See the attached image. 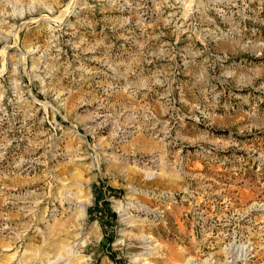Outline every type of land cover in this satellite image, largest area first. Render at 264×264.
I'll return each mask as SVG.
<instances>
[{
    "label": "rangeland",
    "instance_id": "374dc122",
    "mask_svg": "<svg viewBox=\"0 0 264 264\" xmlns=\"http://www.w3.org/2000/svg\"><path fill=\"white\" fill-rule=\"evenodd\" d=\"M142 263L264 264V0H0V264Z\"/></svg>",
    "mask_w": 264,
    "mask_h": 264
},
{
    "label": "bare ground",
    "instance_id": "6f19581e",
    "mask_svg": "<svg viewBox=\"0 0 264 264\" xmlns=\"http://www.w3.org/2000/svg\"><path fill=\"white\" fill-rule=\"evenodd\" d=\"M65 255H66V254H65ZM58 257H59V256H58ZM58 257H56V260H57ZM54 259H55V258H54ZM57 261H58V260H57ZM53 263H55V261H53ZM61 263H62V262H61ZM142 264H143V263H142Z\"/></svg>",
    "mask_w": 264,
    "mask_h": 264
}]
</instances>
